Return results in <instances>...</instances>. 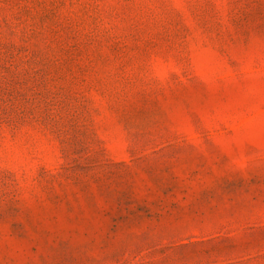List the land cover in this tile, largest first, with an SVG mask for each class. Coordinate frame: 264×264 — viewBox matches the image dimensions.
<instances>
[{"label":"rangeland","instance_id":"rangeland-1","mask_svg":"<svg viewBox=\"0 0 264 264\" xmlns=\"http://www.w3.org/2000/svg\"><path fill=\"white\" fill-rule=\"evenodd\" d=\"M0 264H264V0H0Z\"/></svg>","mask_w":264,"mask_h":264}]
</instances>
